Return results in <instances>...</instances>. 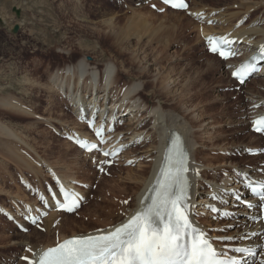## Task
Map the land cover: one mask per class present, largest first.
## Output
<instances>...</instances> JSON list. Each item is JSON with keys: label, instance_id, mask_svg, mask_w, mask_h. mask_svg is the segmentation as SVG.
<instances>
[{"label": "rangeland", "instance_id": "obj_1", "mask_svg": "<svg viewBox=\"0 0 264 264\" xmlns=\"http://www.w3.org/2000/svg\"><path fill=\"white\" fill-rule=\"evenodd\" d=\"M187 1L190 3L191 0ZM232 1L234 0H200L199 3H196V7L205 5V8L214 10L215 14H222L223 19H225V15L228 17V14L232 15L238 11L236 10L238 9L237 6L233 8L234 11L230 10V7H233L229 5ZM239 1L245 2V0H237L234 4L238 5ZM260 1L264 0H252V2ZM260 10L258 9L251 15V20L262 14L259 13ZM105 11L115 14L112 22L117 28H124L125 21L128 18L149 15V17L153 16L152 19L147 21L152 27L150 30L160 27L166 32L162 36L155 37L151 42L149 38L152 31H148L144 36H141L145 33L146 30H144L138 39L136 36L126 38V44L130 43L128 46L131 48L139 46L148 55L150 61L154 57L160 59L159 66L162 65L167 71L172 70L173 74H177L179 85H186L187 90L193 93L195 96L193 103L204 106V109L208 110L205 111L206 117L204 119L206 123L210 122L211 126H213L212 132L216 131L213 136L215 140H209V143H205L206 146L204 145V147L206 148H202L195 157L197 161L220 165L218 169L220 171L217 173L218 179L222 177L223 169L234 174L232 168L225 167V165V168L221 167L225 163L249 167L257 166L260 167L257 170L260 173L264 169V158L261 155L248 156L233 149L227 153L228 157L226 158L218 154V152L222 151H218L216 147L211 148L212 145L226 147L231 143L243 144L244 142L249 144V137L253 134L250 129L251 122L248 121L245 125L240 124L239 126H236L235 122L245 111L249 114V108L244 103L245 91L259 92L261 87L252 78H249L243 86H238L236 81L231 79L227 87H224L227 89L223 90L222 93H224L220 95L225 102L216 104L213 99L214 86L215 84L226 86L227 82L226 77L218 80L215 78V74L221 67V65H217L216 61L218 59L213 62L214 64L216 63L217 71L206 72L203 80L197 83L190 84L186 82V80H194V74H198V71L205 68L207 56L211 55L206 50V47L202 45L203 35L200 31L201 29H199L200 32L196 29V20L187 11H176L180 13L172 14L170 13L172 10L164 8L158 0H0V102L2 99L6 100V97H10L13 100L12 103L17 104L20 108L18 111H14L0 107V126H6L20 140L6 137L0 132V264H26L22 257L31 258L33 251L35 252L40 247L52 243L55 245V243L60 241L59 232L61 231L69 235L71 232L83 233L86 229L99 227L98 225L100 224L97 219H94L95 213L93 212L100 210L102 206L103 208L104 206L107 208L112 207L111 194L116 193V187L118 188L116 197L121 196V198H114L113 204L115 206L122 203L124 205L131 203L133 192L136 190L134 184L124 181L127 175H133V172H131L132 174H127V168L135 169L136 165L134 163L123 165V163H118L120 161H111V164H107L104 159H99L100 156L95 153H92L96 155L95 157H85L84 155L91 154H85L81 150L76 152L78 148L74 145H72L73 147L68 144L65 145L68 142L65 137L59 134V126L56 123L39 121L36 116H30L32 114L44 118L47 117L46 110H50L51 114H57L61 111L66 119L71 118V120H74L75 117L71 113V106L67 101L65 102L66 98L59 94L50 82L49 77L54 74L56 69L65 65L76 64L85 58L90 68V71L86 72V74L99 76L107 66H113L112 62L114 61L116 64L123 65L126 71H130L131 76L121 75L124 78L121 81L137 85L139 93L142 92V97L148 102L150 108L158 106L159 103L163 109L180 112V105L176 104L177 101L172 104L167 101L168 99L163 94L158 92V89H156V95H154L155 89L152 90L146 84L141 87L142 81H138L137 76L139 71H141L142 65L131 64V55L127 54V52L120 53L121 50L115 45L118 40L114 33L115 29H109L103 25L102 19H98L99 12ZM261 20L262 22L264 21V16ZM239 21L231 22V28L238 25ZM210 24L208 23L207 26H211ZM212 25L221 28L224 23H221L220 20L217 21V24L214 22ZM168 32L172 33V37L168 35ZM164 37L169 40L166 42ZM168 43L170 45L166 47L165 44ZM186 44L188 47L184 48ZM154 66L150 68L155 69L156 67ZM114 72L115 68L113 67ZM97 78L98 82H100V78ZM142 80L145 82L151 81L150 77L145 75ZM96 81L95 79L90 80V82L88 80L87 86L89 87L90 83L93 84ZM120 88L118 86V89ZM144 88L145 90H143ZM178 88L180 91L181 86ZM93 92L90 91L89 93L87 89L80 96L86 101L88 99V103L93 98ZM84 94L85 96H82ZM90 94L91 96H89ZM145 94H149V96H145ZM108 100H110L108 105L104 102V106L100 108V111L110 108L112 98ZM102 102L100 101L99 103L101 104ZM99 103L96 104V107H98ZM124 124L118 121L117 131L125 130L126 126ZM149 124L150 122H146L140 133L149 130ZM147 133V136L150 135V131H147ZM205 137H200V142L203 143ZM263 141L264 137L255 141L258 149L262 146ZM140 146L137 144L135 147L130 148L134 154H139L138 152L142 150ZM8 150L10 153L7 152ZM13 150L18 151L19 154H15L14 151L18 158L13 154ZM49 151L50 153H48ZM22 156L27 162L23 160ZM13 157H16V159H13ZM38 158L42 160L39 161ZM73 160L76 162H73ZM141 161L148 164L144 158ZM70 162L72 165H70ZM74 163H76L75 166ZM50 164L51 166H49ZM29 167L34 170H29ZM47 167H50L61 177L68 173L69 177L66 176V178H71L70 176L75 174L72 176L74 177L72 184L78 187L81 194L85 196L81 206L74 213H59V216L55 218V224L51 228V232L48 234L44 231L43 221L32 227L22 220V217L27 216V212L30 210L27 207H32L31 209H34L33 213L39 215L43 211L42 207H44L42 198L43 200L44 198L51 200L53 192H59L58 184L55 182L53 175L48 172ZM99 167L103 168L104 171L101 172L98 169ZM35 171L36 174L34 173ZM77 181L79 185L75 183ZM111 185L114 187H111ZM110 187L111 190L108 189ZM121 188H124V190ZM101 192H103L102 195ZM122 198H126L128 203H124L126 199ZM2 208L9 209L15 215L17 214L15 220L21 221L24 230H21L15 221L8 219V216H5L8 214L6 211L3 212ZM90 209H92V212ZM88 214H92L90 215L91 217ZM101 218H106L103 212L98 217V220H101ZM114 218L117 220V217ZM202 218L208 221L213 220L211 221L212 223L219 222V217L217 218V216L207 218L203 214ZM58 226H63V229L56 230ZM19 236H26L27 240L24 242L26 245L20 244L19 241L21 239ZM258 240L264 242V234L260 235ZM262 256L259 251L253 259L258 262Z\"/></svg>", "mask_w": 264, "mask_h": 264}, {"label": "bare ground", "instance_id": "obj_2", "mask_svg": "<svg viewBox=\"0 0 264 264\" xmlns=\"http://www.w3.org/2000/svg\"><path fill=\"white\" fill-rule=\"evenodd\" d=\"M236 1L237 0L232 1V3L229 5L233 6L230 7L231 8L230 10L234 11L233 8L237 6L238 9L236 10L238 11L233 13L232 15L228 14V17L227 15H225L224 17L225 19H223L222 14H215L216 12L214 10L205 8V5L196 7L197 6L196 3H199L200 0H191L188 5L189 7L187 8V13H189V15L193 19L195 18L196 20V24H195L196 29L198 31L199 29H201L200 31L203 35L202 45H204V42H207L208 37H217V36L225 37L226 39L233 41L232 47L238 53V55H236L235 57H230L228 60H225L223 62L217 60V58L211 55H208L206 60L207 63H205L204 65L206 69L205 68L201 69L200 71H198V74H196L195 71H194L195 74L192 72L194 74V80H186V82H189L190 84L202 81L206 72L211 73L218 70L216 67V63L215 64L213 63L214 61L217 60L216 61L217 65L219 66L221 65V67L219 68L218 72L215 74V78L218 80L220 78L226 77L227 82H226V86L221 84H215L213 90L214 92L213 99L215 100L216 104L225 102L224 98H221L220 95L224 93V92L222 93L223 90L227 89L224 87H227V84L231 81L232 71L234 70V68H236L239 64L243 63L251 54L259 52L261 47H264V21L262 22L261 20V18L264 16V1L252 2V0H245V2L239 1L240 3L238 5L234 4V2ZM258 9H261L259 13L262 14L251 20V15H253L254 12H256ZM170 13L179 14L180 12L170 11ZM114 16L115 14H113V12L110 11L99 12L98 19H102L101 22L103 23V25H105L109 29H113V30L115 29L114 33L116 34V37L118 39L115 45L118 46V48L121 50L120 53L127 52V54H130L131 64L137 63L142 65L141 71H139V74L137 76L138 81H142V82L141 84L140 82H138V84H140L141 87H143L144 84H146L149 87H151L152 90L155 89L154 95H156V89H158V92L160 94H163L168 99L167 101L171 102L172 104L177 101L176 104L180 105V109H179L180 112H174L172 110L163 109L161 108L159 103L158 106L150 108V106H148V102H146L145 99L142 97L143 95L142 92L139 93L140 91L137 88V85H134L133 83H129V84L124 83L123 81H121L122 79L124 80V78L121 75H125L127 77L131 76L130 71L129 72L126 71V68L123 65L116 64L114 61L112 62L113 66H107L99 76L86 74V72L90 71V68L88 67L89 64L87 63L84 57H83L84 59H81L76 64L65 65L62 68H58L55 70L54 74H52L49 77L50 82L52 83L54 89H56L59 94H61L66 98V99L64 98L65 102L67 101L68 104L71 106V113L75 117L74 120H71L69 116L68 118L71 121L69 119H66V117L64 116V114H62L61 111H59L57 114H51L49 112L50 110L48 111L46 109L45 110L47 111L46 112L47 117L43 118L32 114H30V116H36V118L39 121H44L47 123H54V124L56 123L57 126H59V130H58L59 134L67 139L68 143H65V145L68 144L70 146H72L73 144L69 142L68 140L69 137L72 138L79 137L80 139L88 140L90 143H96L97 141L92 138V136L90 135V131L86 129L88 125V121L89 120L94 121V126L97 127L101 122H104L105 128L106 129L110 128L111 131L110 132L106 131V135L104 137L105 142L99 144L100 147L99 155L101 157L99 159H104L103 158L104 155L102 154L103 152L107 151L111 153L114 151V149H117L120 150V154L117 157L113 158V161L115 162L120 161L118 163H123V165L125 164L127 165L128 163L129 164L134 163V165H136L135 169L127 168V172H128L127 174H132L131 172H133V175L131 176L127 175V177H125L124 179V181H128L135 185L136 190L134 189L135 191L134 192L132 191L133 192L132 202L128 203L127 205H124L122 203L118 206H115L113 204L114 198H121V196L116 197L118 188L115 186L117 189L115 191L116 193L115 194L110 193L112 198L111 199L112 207L114 208L112 207L107 208L105 206L103 208V206L102 207L99 206L100 210L98 211L95 210L93 212L95 213L93 216L95 217L94 219H97L98 223L100 224L98 225L99 227L86 229L83 233L71 232L69 235L61 231L59 232L60 241H58V243L63 242L65 239L69 237L97 234L98 230L111 229L113 226L118 225L122 221L126 220L127 217L139 207L141 198L145 194L146 190L154 184L157 177V173L162 164L163 155L166 148V142L168 140V135L170 132L175 131L183 136V138L186 141V146L190 151L189 174L191 177V199L199 205L207 206V208L202 207L200 209V215L195 217L196 222L199 224L201 229L211 230L210 231V236L212 238L211 242H213L214 247L218 251L224 252L223 257L235 256L236 258L241 259V264H245V261H247V264H252L253 261L252 258L242 257L240 254L234 253L233 251V249L236 247H250L253 248L255 251H260L261 254L263 255L261 259H264V243L261 240H258V237L264 233L263 227L257 224L256 222H252V216H256L255 213L250 212L242 204L243 201H250L253 204L256 202V199L250 197L249 193L245 190L244 186L246 182H252V180H260L261 182H264V169H262L261 171L262 173H260L257 171L260 167L257 166L249 167L246 165L222 163L223 164L221 165L222 168L225 165V167L232 168L233 170H240L241 174L239 176H235L234 174H231L227 172V170L223 169L222 171L224 177L222 175V177L218 179L217 173L218 171H220L218 170L220 168V165L218 166L216 164H209L208 162L205 163V161L202 162V161H197L195 159L196 155L200 153L201 149L206 148L204 147L206 142L209 143V140L211 141L215 140L213 136L214 134H216L215 133L216 131L212 132L213 126H211L210 122L206 123L204 119L206 117L205 111L208 110L204 109V106L195 105L193 103L195 100L194 99L195 96L193 95V93L187 90L186 85H179L177 74H173L172 70L167 71L162 65L159 66L160 59L154 57V59L150 61L148 55L145 54V52L142 51V49L139 46L137 48L136 47L131 48L130 46H128V44L130 43L126 44L127 43L126 38H128L129 36H136V38L138 39L139 37L144 36L148 31H152L151 36L149 38L152 42V40L155 37L162 36L166 32L163 31L160 27H156L150 30V28L152 27L150 26V23L147 21L152 19L153 16L149 17L148 15L142 17L139 15L137 18L136 17L128 18L125 21L124 28L116 27V25L112 22ZM220 20L221 23H224V25L221 26V28H217L216 26L212 25L214 22L217 24V21ZM209 21L211 22L210 24L211 26H207ZM236 21H239L238 25H236L237 27L235 26L234 28H231L232 27L231 22H236ZM144 30H146L145 33L141 35L142 31ZM130 34H134V35H130ZM171 34H172L171 32H168L169 36H171ZM164 38L166 42L169 40L167 37ZM169 45L170 43L165 44L166 47H168ZM186 47H188L187 44L184 48ZM206 49H208V47ZM153 65H155L154 66L156 67L155 69L150 68ZM113 67L115 68L114 73H113ZM144 75L149 76L151 81L145 82L144 80H142ZM97 77L100 78L101 83L98 82ZM251 78L253 79L254 82L258 83L261 88L259 92H254L252 90L245 91L246 96L244 97V103L249 108V114H247L245 111V113H243L236 120L235 122L236 126H239L240 124L245 125L246 122L248 121L252 122L255 119L259 118L260 116L264 115V60H262L260 64V68L251 76ZM92 79H95L97 81L94 82L93 84L90 83V86L88 87L87 81L89 80L90 82V80ZM118 86L121 88L118 89ZM179 86H181L180 91L178 88ZM87 89L89 93L90 91L93 92L94 90L93 98L91 99V101H93L92 104L91 101L87 103L88 99L86 101V99H83V97L80 96V94L86 92ZM143 90H145V88ZM78 91H79V95H78ZM82 96H85V94ZM89 96H91V94ZM145 96H149V94H145ZM109 98H112L110 108L108 109L104 107L105 110L100 111V108L104 106V102H106L105 104L108 105V102L110 101L108 100ZM5 99L6 100L2 99V101L0 102L1 108L14 110V111H18V109H20L17 104L15 105L12 103L13 101L11 100L12 98L6 97ZM100 101L103 102L100 104L99 103ZM97 103H99L98 107H96ZM118 121L119 123L121 122L125 123L124 124V126H126L125 130L117 131L119 126ZM146 122H150L149 124L150 129L147 130L148 132L150 131V135L148 136H147L148 134L147 131L140 133L144 127L143 125ZM0 132L3 133L6 137H10L14 140H19V138L13 134V131L6 128V126L5 127L0 126ZM203 136L206 137L202 143L200 142L199 139L200 137L202 138ZM261 137L262 135L252 134L248 140L249 144H245L244 142L243 144L231 143L229 146L226 147L225 146L218 147L217 145L216 146L212 145L211 148L216 147L218 151L220 150L224 152L223 154L222 152H218V154L226 158L228 157L227 153L231 152L233 149H235L237 152H243L246 154V152L249 153L258 148V146L255 145L256 143L255 141L261 139ZM137 144L141 145L140 147H142V150L141 152H138L139 154L136 153L134 154L133 150L130 147H135ZM261 145L262 146L260 147V149L262 150L264 141ZM9 150L7 151L8 153H10ZM14 151L15 150H13V154ZM76 152H79V150H77ZM16 153H18V151L17 152L15 151V154ZM48 153H50V151ZM84 156L92 158L95 157L96 155L91 154ZM16 157L15 158L13 157V159H16ZM142 158H144L148 162V164L142 162L141 161ZM23 160L25 161L24 158ZM38 160L41 161L42 159L38 158ZM74 161L75 160H73V162ZM75 164L76 163H74V166ZM70 165H72V163ZM49 166H51V164ZM30 169L34 170L32 169V167L31 168L29 167V170ZM196 171L199 172V178H197L194 174ZM48 172H50V174L53 175V178L55 179L56 183L57 181H59L58 189L60 188V186H63L69 192L76 193L80 196L83 195L81 194V191L78 189V187L72 184V180H74L73 179L74 177L72 176H74L75 174L70 176L71 178H66V176L69 177V174L66 171L68 175L65 174L64 177H61L57 175L58 173L56 174L50 167L48 168ZM34 173L36 174V171ZM225 173H227L228 175L226 176ZM244 173H247V178H245ZM120 179L123 181L122 178ZM75 183H78V181ZM225 185L229 187L228 195L225 197L226 202L223 204H219L217 201H214L212 197L214 194L217 193V191L222 186ZM111 187L114 186L111 185ZM111 187L108 189L111 190ZM122 190H124V188ZM102 193L103 192H101V195ZM57 194H59V192ZM82 197L85 196L83 195ZM20 198L19 200H21ZM122 199H126V198H122ZM58 200L59 202H63L61 196L58 197ZM43 201L47 203H43L44 204V207H42L43 213H41L39 216L45 218L42 223H43L44 231L46 232V234H48L51 232L52 230L51 228H53L55 224V218L59 216V213L56 211V208L48 206L51 203H53L52 199L48 200L47 198L46 199L44 198ZM26 205L28 206V204ZM214 205L217 206L219 215H213L210 213V211L207 210L208 208H211ZM99 207L97 208L99 209ZM31 208L30 206L29 208L27 207V209H30L28 210L29 212H27L28 214L27 218L31 217L32 219L38 220L39 216H35L33 213L34 209L32 210ZM90 210L92 212V209ZM2 211L3 212L6 211V213L8 214L6 216H8V218L11 219H14L17 215V214L15 215V213H12V211H10L9 209L6 210L2 208ZM225 211L228 212V217L223 216V213ZM102 212L105 214L106 218H101V220H98V217ZM201 214L202 215L204 214V216H206L207 218H213V216H217L218 218L222 215L223 219L218 218L219 222L217 221L212 223L211 221L213 220L211 219H210L211 221L203 220ZM207 214H209L210 216ZM88 215L90 216L92 214H88ZM113 217H117V220H115V218L113 219ZM16 222L19 223V227L22 226L21 221L18 222V220H16ZM62 227L58 226L56 230L57 229L61 230L63 229ZM225 228L227 229L226 232L221 231V229H225ZM245 233H247L248 235L245 236L244 235ZM46 236L48 237V235ZM226 236L236 237L237 239L236 240L222 239L223 237ZM19 238L21 239L19 241L20 244L26 245L24 243L27 240L26 236H19ZM56 244L57 243H55V245L54 243L46 244L40 247L35 252H42L44 250H47L49 247H55Z\"/></svg>", "mask_w": 264, "mask_h": 264}, {"label": "snow or ice", "instance_id": "obj_3", "mask_svg": "<svg viewBox=\"0 0 264 264\" xmlns=\"http://www.w3.org/2000/svg\"><path fill=\"white\" fill-rule=\"evenodd\" d=\"M163 3L177 10L188 8L185 0H163ZM207 44L209 51L218 54L223 60L238 55L231 46L233 41L225 37H208ZM256 60H264V47L260 48L259 56L252 57L250 62L233 71V78L243 84L257 70ZM253 125L255 131L264 132V118L253 121ZM87 127L96 143L79 137L73 139L81 150L99 152L98 144L105 142L106 131L110 132L111 129H106L104 122L98 127L94 126L92 120L88 121ZM102 154L109 157L117 155V152L105 151ZM189 165L190 154L185 139L178 133L170 132L159 174L150 190L151 195L146 198L149 202L141 201V205L126 220L111 229L98 230L94 235L65 239L55 247L33 252L31 258L25 256L22 259L26 264H241V260L235 256L220 258L224 256V252L218 251L211 242V230L201 229L196 222L195 217L200 215V209L207 206L199 205L191 199ZM194 174L199 178L198 171ZM240 174V170H234V175ZM244 176L247 178V173ZM245 187L258 197L261 208H264V182H250ZM228 192L229 187L222 186L212 199L223 204ZM59 196L63 197V202H59ZM82 199V196L60 186L59 194L53 192V203L48 206L72 212L80 207ZM42 203L47 202L42 198ZM245 206L251 209V204ZM207 210L219 215L215 205ZM223 216L228 217V212L225 211ZM259 219L261 217L252 216V222ZM32 223L35 224L36 221L33 220ZM221 231L226 232L227 229ZM222 239L237 238L226 236ZM233 251L242 257L257 256V252L250 247H236ZM252 264H264V259L258 262L253 259Z\"/></svg>", "mask_w": 264, "mask_h": 264}]
</instances>
